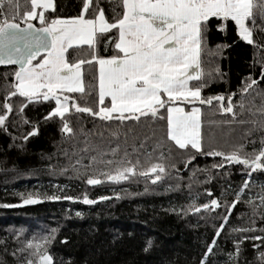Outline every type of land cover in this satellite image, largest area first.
Wrapping results in <instances>:
<instances>
[{"label": "trees", "instance_id": "16d2710c", "mask_svg": "<svg viewBox=\"0 0 264 264\" xmlns=\"http://www.w3.org/2000/svg\"><path fill=\"white\" fill-rule=\"evenodd\" d=\"M253 2L255 26L251 21L247 25L253 28L252 37L258 47L241 41L231 21L210 18L205 33L201 70L206 87L201 96L222 94L225 99L211 107L194 102L202 113L204 154L190 147L180 150L167 140L166 108L158 109L155 118L123 122L118 118L104 121L73 110L67 114L72 131L62 134L59 118L43 119L54 106L53 101L25 104L21 117L17 112L23 98L17 95L9 99L12 111L6 128H0V264H25L28 253L17 250L23 249L29 239L44 236L51 240L47 251L54 264H200L221 223L224 227L206 257V264H264L260 255L264 253V207L260 206L264 170L251 173L249 183L229 213L225 205L237 198L236 193L249 174L242 165H230L221 157L206 154L213 150L227 154L244 144L241 155H245L261 147L264 130L260 125L264 123V114L259 110L264 106V80L260 79V69L264 65V31L260 29L264 28V21L259 9L264 0ZM53 3V9L44 13L45 20L78 16L83 7V0H53ZM16 4L21 17L24 11L31 10L30 0H13V5ZM89 5L85 17L94 18L102 11L109 23L123 11L121 0H89ZM4 9L7 13V4ZM31 22L42 26L35 20ZM221 24L223 31L218 30ZM109 35L114 38L117 33L109 30L98 37V57L114 54L115 39L109 40ZM216 45L221 48L217 50ZM90 51L87 45L70 47L66 60L89 61ZM217 69L221 76L216 75ZM14 71L15 67L0 69V106L7 92L14 91L10 87ZM81 71L84 92L64 95L73 96L80 107L96 109V65L85 63ZM249 76L257 80L256 87L241 95L240 89ZM229 93L236 94L234 105L243 102V112L239 106L235 112L237 120L246 123L225 125L224 121H232V115L221 114L218 109L219 103L227 106ZM180 105L186 110L190 107L187 103ZM103 106H109V102L106 100ZM251 121L256 122L255 130L246 138L245 132L253 129ZM32 127L37 129L36 134L21 139ZM113 149L117 150L115 154ZM124 153L133 162L139 158L141 168L137 171L159 163L157 157L162 154L166 171L155 184L151 182V174L119 182H108L98 175L115 167L101 161L119 160ZM189 156L193 159L186 165ZM221 164L222 168H213ZM89 176L103 182L88 185ZM85 197L95 203L84 205ZM29 198L35 203H23ZM212 198L218 200L217 209L198 213L190 210V206L198 207ZM234 241H239L238 257Z\"/></svg>", "mask_w": 264, "mask_h": 264}, {"label": "snow or ice", "instance_id": "6c2138e0", "mask_svg": "<svg viewBox=\"0 0 264 264\" xmlns=\"http://www.w3.org/2000/svg\"><path fill=\"white\" fill-rule=\"evenodd\" d=\"M5 2L8 5L7 13L2 10ZM30 4L31 10L24 11L21 17L18 13V4L14 6L13 0H0V65H15L10 85L14 91L7 92L4 103L0 106L2 112L0 128H6L7 118L12 111L9 99L17 95L24 101L19 105L17 112L21 117L25 104L54 101L55 106L51 107L43 119L47 121L59 118L62 121L60 129L62 134L72 131L67 122V114L73 110L104 121L118 118L123 122L138 121L141 117L155 118L158 109L166 108L167 140L180 150L190 147L196 153L204 154L202 113L199 107L194 106V102L211 107L214 102H222L225 99L222 94L207 98L201 96L202 89L206 87L204 73L201 70V56L206 47L205 33L210 18L233 22L238 38L258 47L252 37L253 28L247 25V22L251 21L255 26L256 5L253 0H121L122 15L111 23L105 19L102 11L97 12L94 18H85V10L90 6L89 0H83V7L78 16L57 17L50 21L45 20L44 12L52 8L53 0H30ZM37 16L42 25L40 28L34 27L31 23ZM259 16L264 21V4L260 5ZM109 30H115L117 33L114 38L109 35V40L115 39L112 45L114 54L98 57L97 39L109 33ZM218 30H224L223 24L218 26ZM260 30L264 31V28ZM80 45L89 47L91 60L76 59L73 63L67 62L66 51L70 47ZM215 47L217 50L221 48L220 45ZM92 62L95 63L97 71L96 109L80 107L73 96L64 95L84 92L81 67ZM216 75H222L218 69ZM260 79L264 80V65L260 69ZM256 84L257 80L251 76L247 77V83H243L240 89L241 95L249 93ZM234 95L236 94H227L229 103L226 107L219 103V112L231 114L233 118L232 121H224L225 125L233 122L246 123L244 120H237L235 108L239 106L243 112L244 105L242 101H237L234 105L232 103ZM105 98L110 99V106H103L106 103ZM181 103H187L190 110L186 111L180 106ZM259 111L264 114V106ZM114 114L119 115L117 117ZM22 122L26 124L27 120ZM251 123L253 129L245 132L246 138L255 130L256 122ZM260 129L264 130V123H261ZM36 131L37 129L32 127L27 136H22L21 139L27 140L28 137L35 135ZM260 145L259 150L253 149L251 154L245 155H241L244 144L237 145L227 154L215 150L206 153L209 156L221 157L230 165H242L249 174V179L244 181L240 191L236 193L237 198L233 199L231 204L225 205L229 213L249 183L251 173L264 170V136L260 138ZM116 151L113 149L112 153L115 154ZM128 155L124 153L119 160L101 161L115 167L98 175H102L108 182H119L137 175L147 177L151 174V182L155 184L166 171L162 154L157 157L159 163H151L140 171H137L141 168L139 158L133 162L126 159ZM147 158L151 159L150 156ZM192 159L193 157L189 156L185 164ZM91 163L90 159L89 166ZM171 167L174 168L175 165ZM222 167V164L213 165V168ZM102 182L101 179L92 176L86 181L88 185ZM208 195L211 196V192ZM23 203H35V200L29 198ZM83 203L91 204L95 201L85 197ZM248 203H251V199ZM219 206L218 200L212 198L198 207L190 206V210L198 213L201 210L212 211ZM260 206L264 207V196L261 197ZM223 219L226 222L228 217L225 216ZM223 227L224 223H221L220 227L215 229L216 235L213 242L208 245L205 259H201L200 264H206V257L214 248L215 240ZM54 233L55 230H52L51 235ZM50 243L48 236L29 239L24 248L17 251L28 253L25 264H53L47 251ZM234 244L238 257L239 241H234ZM260 255L264 259V253ZM229 258H232V254Z\"/></svg>", "mask_w": 264, "mask_h": 264}, {"label": "water", "instance_id": "95a60500", "mask_svg": "<svg viewBox=\"0 0 264 264\" xmlns=\"http://www.w3.org/2000/svg\"><path fill=\"white\" fill-rule=\"evenodd\" d=\"M32 24H33V26L34 27H36V28H40V27H42V26H37V25H35L33 22H31ZM21 26H23L22 24H21ZM8 67H15V65H0V69H2V68H8ZM88 198V197H87ZM89 200H92V199H90V198H88ZM105 199H107V198H105ZM104 199V200H105ZM84 200V199H83ZM83 200H82V203H83ZM93 201V200H92ZM84 205H92L93 203H91V204H85V203H83ZM50 255V254H49ZM51 256V255H50ZM51 258H52V256H51ZM52 260H53V258H52ZM53 264H54V260H53Z\"/></svg>", "mask_w": 264, "mask_h": 264}, {"label": "rangeland", "instance_id": "374dc122", "mask_svg": "<svg viewBox=\"0 0 264 264\" xmlns=\"http://www.w3.org/2000/svg\"><path fill=\"white\" fill-rule=\"evenodd\" d=\"M53 6H54V3H53ZM53 6H52V8L51 9H46L45 11H47V10H52L53 9ZM86 11V10H85ZM99 12H101V11H99ZM45 13V12H44ZM85 18H87V17H85ZM91 19V18H90ZM32 20H35L37 23H40V21H39V17L37 16V17H34ZM81 79H82V71H81ZM82 86H83V83H82ZM162 99H166V97H162ZM53 103H54V106H55V102L53 101ZM181 107H183L182 105H180ZM197 107V106H196ZM184 108V107H183ZM185 109V108H184ZM186 110V109H185ZM190 110V107L186 110V111H189Z\"/></svg>", "mask_w": 264, "mask_h": 264}, {"label": "built area", "instance_id": "2783aa9c", "mask_svg": "<svg viewBox=\"0 0 264 264\" xmlns=\"http://www.w3.org/2000/svg\"><path fill=\"white\" fill-rule=\"evenodd\" d=\"M7 3L5 2L4 4H3V6H2V10L5 12V5H6ZM14 22H18V21H14Z\"/></svg>", "mask_w": 264, "mask_h": 264}, {"label": "crops", "instance_id": "0c3cea01", "mask_svg": "<svg viewBox=\"0 0 264 264\" xmlns=\"http://www.w3.org/2000/svg\"><path fill=\"white\" fill-rule=\"evenodd\" d=\"M105 100H107V101L109 102V106H110V105H111V101H110V99L105 98ZM114 115H119V114H114Z\"/></svg>", "mask_w": 264, "mask_h": 264}]
</instances>
